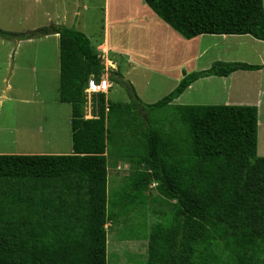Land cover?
<instances>
[{
  "label": "trees",
  "instance_id": "1",
  "mask_svg": "<svg viewBox=\"0 0 264 264\" xmlns=\"http://www.w3.org/2000/svg\"><path fill=\"white\" fill-rule=\"evenodd\" d=\"M186 38L251 35L264 40V0H144ZM59 34L62 103L71 105L72 153L0 154V264H108L109 113L120 103L100 93L98 115L86 118L85 87L106 73L90 37L64 24L22 34ZM4 37L20 36L0 28ZM262 64L216 61L185 73L161 100H141L120 71L110 72L136 115L123 156L138 167L111 201L128 212L147 202L151 183L173 204L168 224L149 233L146 264H264V156L258 155L255 105L174 104L193 83ZM168 107V126L145 111ZM145 114L142 119L143 113ZM139 119V120H138ZM131 125V124H130ZM132 128V127H131ZM133 139V140H132ZM222 245L223 250H219Z\"/></svg>",
  "mask_w": 264,
  "mask_h": 264
},
{
  "label": "rangeland",
  "instance_id": "2",
  "mask_svg": "<svg viewBox=\"0 0 264 264\" xmlns=\"http://www.w3.org/2000/svg\"><path fill=\"white\" fill-rule=\"evenodd\" d=\"M46 6L41 7L40 0H0V28L20 34L0 35V124L16 126L19 135H23L26 127H39L41 115L42 124L43 118L48 117L46 129L49 131L46 150H39V145L20 142L16 144L20 148L16 149L11 141L16 135L6 131V135L0 136L2 152L26 149L34 153H72V109L59 97V38L22 37V34L38 28L63 24L68 12L71 22L66 23H74L76 29L86 33L93 46L101 53L103 50L104 62H113L116 66L113 70H121L124 79L133 84L141 100L148 104L168 95L186 72L208 69L216 61L264 64V40L251 35L220 34H203L189 39L144 0H46ZM106 37L111 52L102 47ZM236 72L231 79L223 77L205 81L206 84L197 83L195 89L188 91L176 104H225L228 94L232 96L231 102H236L235 97L242 94H246L248 100L256 98L260 85L255 73L248 70ZM110 81L112 87L106 93L107 101L118 102L120 106L116 112L109 113L107 120L113 130L108 141V264H146L147 237L155 223L170 222L176 200L162 196L157 183H151L144 192L148 197L146 203L133 205L128 212L111 208V201L130 184V177L138 167L130 158L124 157V149L121 150L122 142L125 148L129 138H133L129 137V131L132 132L136 115L128 107L131 96L120 82ZM89 85L85 87V93ZM214 87L211 91L208 89ZM86 100V115H92L88 110L93 107L94 114L98 115L99 95L93 93L91 97L86 93ZM142 113V119L146 114L152 122L168 126L164 116L172 111L166 107ZM126 126H130L128 133L124 132ZM261 146H264L262 127ZM258 155L264 156L261 152ZM218 247L223 250L222 245Z\"/></svg>",
  "mask_w": 264,
  "mask_h": 264
},
{
  "label": "crops",
  "instance_id": "3",
  "mask_svg": "<svg viewBox=\"0 0 264 264\" xmlns=\"http://www.w3.org/2000/svg\"><path fill=\"white\" fill-rule=\"evenodd\" d=\"M40 2H41V7H45V8L47 7L46 6V0H43V2H44L43 6H42V0H40ZM73 13H75V11ZM56 17H59V16L56 15ZM64 20H65V22L63 23L64 25L70 26V27H75L74 23H71V25L66 23V22H71L70 12H68L64 16ZM49 36H55V37L59 38V41H60L59 34L46 35L45 37H49ZM102 43H103L102 47L106 48L107 51L108 50L110 51V46L108 44L107 37H106V40L104 42H102ZM102 52H103V50H102ZM263 66H264V64H263ZM248 71H250V73H255V75L257 76L258 84L260 85V87H257V89H258V92H257V95H256L257 97L253 98L251 100H248V99H245L247 97V95L246 94L245 95L242 94V95H238L237 97H235L236 98V102H233V101L231 102L232 96L231 95L228 96L229 95L228 94L227 95L228 99H227V97H225L226 98L225 100H228V101L225 102V104L255 105V106L258 107V111H259V146H258V152L259 153L261 152L262 154H264V146L260 147L261 127H262L263 133H264V74H263L264 67L262 69H260V70H248ZM236 73L237 72L233 73L232 75H230L228 77H225L224 79H231V78H233V75L236 74ZM218 78H223V77L210 76V77L199 79L198 81L193 83L179 98H177L174 101V103L175 104L178 103V101H180V99H182V97H184V95H186V93L188 91L195 89L197 83H201L202 82V83L206 84L205 81H212L213 79H218ZM212 84L216 85L215 82H213ZM208 89L211 91V90L215 89V87L214 88H208ZM46 103H47V100L44 99L43 104L46 105ZM47 118L46 117L43 118L44 119V121H43L44 125H43L42 124V116L40 115V117H39V119H40L39 127L35 128V129L32 128L31 126L30 127H26V129L24 130V134L23 135H19V129L16 126H13V127H10L8 125L1 126V124H0V136L1 135H6L5 134L6 131H9V132L15 134L16 136L14 138H12L11 141L13 142L14 148H16V149L20 148V147H18L16 145L17 143L20 142V143H22L24 145H29V146L39 145V148H40L39 150H44V149L46 150V148L48 147V139H47L48 134L47 133H49L48 129H46ZM21 131H22V129H21ZM0 142H1V140H0ZM56 148H58V147H56ZM35 150H37V149H35ZM0 154H46V153H34L31 150L24 149L22 151L21 150L20 151L16 150V151L11 152V153L0 151ZM58 154H63V153H58ZM66 154H68V152H66Z\"/></svg>",
  "mask_w": 264,
  "mask_h": 264
},
{
  "label": "built area",
  "instance_id": "4",
  "mask_svg": "<svg viewBox=\"0 0 264 264\" xmlns=\"http://www.w3.org/2000/svg\"><path fill=\"white\" fill-rule=\"evenodd\" d=\"M102 53H104V52H102ZM103 59H104V57H103ZM104 65L106 67V73L102 77L101 81L100 82H96V80L93 77L89 81L90 85L87 88L88 90L86 89V93H87V95L90 94L91 97H92L93 93H95L97 95L100 94V93H105L106 94L107 92H109L110 88L112 87V82L110 81L111 80L110 72L114 71L113 69H116V66L111 61L109 63H106V61H105ZM91 101H92V99H91ZM93 109H94V107L91 108V110L87 109L88 113L90 112L92 115L91 116H87L86 115V118L97 117V115L94 114V110Z\"/></svg>",
  "mask_w": 264,
  "mask_h": 264
}]
</instances>
